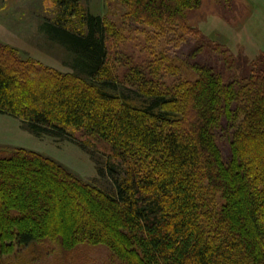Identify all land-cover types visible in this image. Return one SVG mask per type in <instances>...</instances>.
I'll use <instances>...</instances> for the list:
<instances>
[{"label":"trees","instance_id":"trees-1","mask_svg":"<svg viewBox=\"0 0 264 264\" xmlns=\"http://www.w3.org/2000/svg\"><path fill=\"white\" fill-rule=\"evenodd\" d=\"M81 1L54 0L58 17L43 26L68 53L67 72L0 44V115L106 156L113 192L38 154L0 150V186L15 189L12 168L37 167L96 212L77 229L47 231L38 214L49 192H27L30 211L1 194L0 264H34L43 250L70 261L78 247H103L116 264H264V56L235 67L225 57L238 71L228 78L160 51L158 39L170 37L173 49L204 41L188 24L200 0H117L119 25ZM74 18L78 30L67 26ZM198 43L195 54L213 49Z\"/></svg>","mask_w":264,"mask_h":264},{"label":"rangeland","instance_id":"rangeland-1","mask_svg":"<svg viewBox=\"0 0 264 264\" xmlns=\"http://www.w3.org/2000/svg\"><path fill=\"white\" fill-rule=\"evenodd\" d=\"M80 4L84 12L101 17L106 22L114 25L123 22L125 9L117 0H109V4L107 0H82ZM57 17L58 9L54 0H0V44L14 50L20 59L30 60L54 71L67 72L64 66L70 60L68 53L58 43L52 42L43 28L45 22H53ZM67 22L72 30L81 28L75 18ZM188 24L203 37L204 41H199L208 43L213 49L204 48L195 54L199 46L197 40H190L173 49V44L168 41L170 37L158 39L155 43L157 48L175 55L185 64L214 67L221 73L230 74L225 75L228 78L238 71L230 70L229 63H224L225 57L235 60L233 65L230 63L235 67L264 56V0H200L199 7L189 13ZM126 28H130L132 33L135 30L129 24ZM221 140L218 139V145L226 157L227 147ZM15 149L38 154L57 163L79 181L108 194L113 192L112 184L104 173L106 156L93 148L84 150L66 139L33 135L20 121L0 115V150ZM34 168V173L27 171L25 166L12 168L17 176L20 174L19 177L15 174L12 183L15 189L8 190L0 186V196L4 194L7 200L10 199V205L15 203L14 199L22 197L24 209L28 210L27 192L34 193L37 198L49 192L50 208L38 214L45 218L47 231H51V228L63 231L77 229L82 225V220L86 222L90 219L89 213H96L64 181L54 183L53 179L58 180L55 175ZM35 209V212L39 209L37 203ZM30 225L33 226L32 223ZM50 253L40 251L34 264H116L103 247H78L70 256V261L58 256L56 258Z\"/></svg>","mask_w":264,"mask_h":264}]
</instances>
